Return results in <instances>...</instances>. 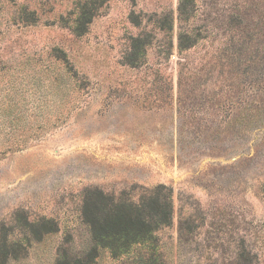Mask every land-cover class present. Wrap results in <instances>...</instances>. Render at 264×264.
<instances>
[{
  "label": "rangeland",
  "instance_id": "rangeland-1",
  "mask_svg": "<svg viewBox=\"0 0 264 264\" xmlns=\"http://www.w3.org/2000/svg\"><path fill=\"white\" fill-rule=\"evenodd\" d=\"M177 6L0 0V264H72L88 198L162 186L163 264H264V0H195L185 23Z\"/></svg>",
  "mask_w": 264,
  "mask_h": 264
},
{
  "label": "trees",
  "instance_id": "trees-1",
  "mask_svg": "<svg viewBox=\"0 0 264 264\" xmlns=\"http://www.w3.org/2000/svg\"><path fill=\"white\" fill-rule=\"evenodd\" d=\"M194 10L195 0H178V21H189ZM77 30L81 34L85 27H78ZM197 40V36L181 29L177 37L178 50L191 48ZM171 197V189L163 186L145 190L136 202L96 192L94 199L88 198L83 208V220L88 227L92 247L83 258H74L72 264H90L98 256V249L107 250L113 259L125 257L131 261L130 264H163L156 233L162 227L171 225ZM184 226L185 223L179 222V244L186 241L185 235L190 232ZM242 253H235L233 264H251L249 253L243 249Z\"/></svg>",
  "mask_w": 264,
  "mask_h": 264
}]
</instances>
